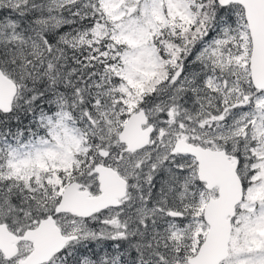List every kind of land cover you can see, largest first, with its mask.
I'll list each match as a JSON object with an SVG mask.
<instances>
[{
	"label": "snow or ice",
	"instance_id": "snow-or-ice-1",
	"mask_svg": "<svg viewBox=\"0 0 264 264\" xmlns=\"http://www.w3.org/2000/svg\"><path fill=\"white\" fill-rule=\"evenodd\" d=\"M0 264H264V0H0Z\"/></svg>",
	"mask_w": 264,
	"mask_h": 264
}]
</instances>
